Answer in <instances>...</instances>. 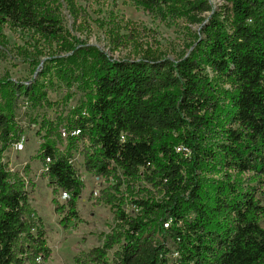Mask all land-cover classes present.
<instances>
[{"label":"trees","instance_id":"obj_1","mask_svg":"<svg viewBox=\"0 0 264 264\" xmlns=\"http://www.w3.org/2000/svg\"><path fill=\"white\" fill-rule=\"evenodd\" d=\"M133 1L199 24L193 48L178 59L150 47L117 58L68 36L63 7L77 16L75 0H0V33L9 24L67 54L53 60L49 84L0 78L1 141L22 135L21 95L40 105L48 85L75 84L84 96L67 145L43 117L40 155L68 194L56 206L65 226L80 219L77 140L89 141L86 169L113 179L104 199L114 225L79 264H108L115 247L118 264H168L173 253V264H264V0H224L221 10L211 0ZM50 253L26 182L0 160V264H47Z\"/></svg>","mask_w":264,"mask_h":264},{"label":"rangeland","instance_id":"obj_2","mask_svg":"<svg viewBox=\"0 0 264 264\" xmlns=\"http://www.w3.org/2000/svg\"><path fill=\"white\" fill-rule=\"evenodd\" d=\"M75 1L77 16L67 6L63 7V24L68 36L95 44L117 58H134L150 47L178 59L193 48L200 34L199 24L185 17H165L158 10L151 12L133 0ZM211 2L217 10L225 4L224 0ZM63 55L67 54L57 43L6 24L0 33V78L10 77L30 87L37 81L49 84L46 75L54 68L53 60ZM206 72L215 77L210 67L206 68ZM44 92L47 99H43L40 105L33 104L29 96H20L16 114L23 132L19 141L10 145H4L0 136V160L26 182L30 203L42 219L47 244L51 248L47 264H79L78 258L101 245L102 234L109 232L114 225V213L104 199L113 179L86 169L84 158L89 141L83 138L77 140L73 149L74 159L84 181V190L78 202L80 219L69 226L61 223L62 215L56 206L57 203H65L68 194L56 188L45 173L40 155L45 129H41L40 122L45 117L58 124L55 136L58 146L64 150L68 119L84 95L75 84L64 85L57 81L45 87ZM249 177L245 174L246 180ZM127 208L133 213L132 206ZM261 222L264 226V215ZM117 249L110 250L108 264H118L115 259ZM176 255L173 253L172 258ZM173 259L168 264H173Z\"/></svg>","mask_w":264,"mask_h":264},{"label":"built area","instance_id":"obj_3","mask_svg":"<svg viewBox=\"0 0 264 264\" xmlns=\"http://www.w3.org/2000/svg\"><path fill=\"white\" fill-rule=\"evenodd\" d=\"M18 144H21V143H18Z\"/></svg>","mask_w":264,"mask_h":264}]
</instances>
